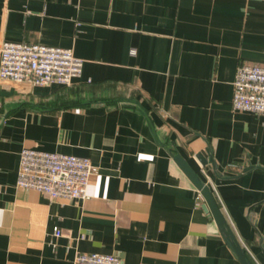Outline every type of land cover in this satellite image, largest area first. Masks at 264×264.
I'll list each match as a JSON object with an SVG mask.
<instances>
[{
    "label": "crops",
    "instance_id": "1",
    "mask_svg": "<svg viewBox=\"0 0 264 264\" xmlns=\"http://www.w3.org/2000/svg\"><path fill=\"white\" fill-rule=\"evenodd\" d=\"M5 41L83 66L69 86L0 80V264H241L176 154L264 264V115L232 106L238 66L264 63V0H0ZM23 148L89 158L88 197L17 187Z\"/></svg>",
    "mask_w": 264,
    "mask_h": 264
},
{
    "label": "built area",
    "instance_id": "2",
    "mask_svg": "<svg viewBox=\"0 0 264 264\" xmlns=\"http://www.w3.org/2000/svg\"><path fill=\"white\" fill-rule=\"evenodd\" d=\"M83 61L72 50L28 42H2L0 45V80L26 82L35 86H69L79 77ZM232 106L264 115V63H241L233 82ZM92 171L89 158L23 148L19 154L16 186L36 190L52 199L84 200ZM197 202L201 194L197 190ZM232 231L231 225L228 224ZM54 236L60 230L54 229ZM251 264H258L249 248L236 239ZM72 264H123L114 254L78 253Z\"/></svg>",
    "mask_w": 264,
    "mask_h": 264
},
{
    "label": "water",
    "instance_id": "3",
    "mask_svg": "<svg viewBox=\"0 0 264 264\" xmlns=\"http://www.w3.org/2000/svg\"><path fill=\"white\" fill-rule=\"evenodd\" d=\"M198 157L200 159V156ZM173 159L175 163L178 165V167L184 172V174L187 176L190 182L195 186V188L199 191V193L203 197L205 201L204 204L205 209L210 211V214L215 220L217 226L221 228L222 231L224 232L228 245L230 246L232 251L236 254L241 264H251L248 258L246 257L243 249L237 242L233 232L226 223V220L223 214L221 213L209 186L205 182L200 180V178L198 177L196 172L192 169V167L189 165V163L179 154L174 155Z\"/></svg>",
    "mask_w": 264,
    "mask_h": 264
}]
</instances>
